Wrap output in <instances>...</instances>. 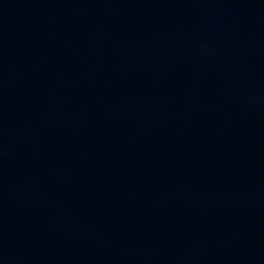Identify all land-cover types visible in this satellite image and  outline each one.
Listing matches in <instances>:
<instances>
[{
    "label": "water",
    "instance_id": "1",
    "mask_svg": "<svg viewBox=\"0 0 264 264\" xmlns=\"http://www.w3.org/2000/svg\"><path fill=\"white\" fill-rule=\"evenodd\" d=\"M31 0H0V65Z\"/></svg>",
    "mask_w": 264,
    "mask_h": 264
}]
</instances>
